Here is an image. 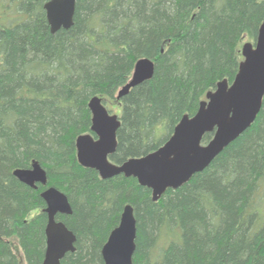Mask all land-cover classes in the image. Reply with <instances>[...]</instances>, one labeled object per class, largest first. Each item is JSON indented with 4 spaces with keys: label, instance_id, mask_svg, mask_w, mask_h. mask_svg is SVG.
Here are the masks:
<instances>
[{
    "label": "trees",
    "instance_id": "1",
    "mask_svg": "<svg viewBox=\"0 0 264 264\" xmlns=\"http://www.w3.org/2000/svg\"><path fill=\"white\" fill-rule=\"evenodd\" d=\"M47 1L0 0V264L44 260L46 187L12 174L32 162L72 209L55 218L76 237L60 264H104L126 205L136 220L133 264H264V98L248 130L157 202L133 178L102 180L80 166L75 146L95 138L88 103L98 97L121 122L112 163L157 150L217 83L233 82L264 0H80L72 28L55 34ZM140 59L154 63L152 79L118 100Z\"/></svg>",
    "mask_w": 264,
    "mask_h": 264
},
{
    "label": "water",
    "instance_id": "2",
    "mask_svg": "<svg viewBox=\"0 0 264 264\" xmlns=\"http://www.w3.org/2000/svg\"><path fill=\"white\" fill-rule=\"evenodd\" d=\"M80 0H48L44 5L51 34L69 30L74 25L76 3ZM240 54L242 61L233 82L223 80L205 100L193 117L183 116L169 139L157 150L118 165L110 161L117 150V131L121 122L110 114L98 97H93L91 132L76 140V158L80 166L95 170L102 180L116 176L135 179L140 187L151 191L157 202L167 190H177L203 172L229 145L248 130L258 117L264 98V20L254 43L245 42ZM154 63L149 59L136 62L130 81L118 91L117 99L152 79ZM212 134L207 144L203 137ZM13 176L31 189L46 187L40 197L45 203L43 213L48 222L45 228L46 249L42 264H60L69 253H74L76 237L56 216H70L72 209L67 197L58 190L47 188L45 170L32 162L29 169H17ZM136 220L133 208L126 205L119 224L102 247L104 264H133L136 251Z\"/></svg>",
    "mask_w": 264,
    "mask_h": 264
},
{
    "label": "rangeland",
    "instance_id": "3",
    "mask_svg": "<svg viewBox=\"0 0 264 264\" xmlns=\"http://www.w3.org/2000/svg\"><path fill=\"white\" fill-rule=\"evenodd\" d=\"M246 42V41H245ZM244 42V43H245ZM114 113H116V111H114ZM264 199L262 200V204L264 205ZM12 246H13V250L16 252V254L18 255V257L20 258V260L22 259V254H21V252H20V250H19V248H18V246H17V244H16V242L15 241H12Z\"/></svg>",
    "mask_w": 264,
    "mask_h": 264
},
{
    "label": "bare ground",
    "instance_id": "4",
    "mask_svg": "<svg viewBox=\"0 0 264 264\" xmlns=\"http://www.w3.org/2000/svg\"><path fill=\"white\" fill-rule=\"evenodd\" d=\"M134 70V69H133ZM133 73V72H132ZM132 77V76H131ZM205 100V99H204ZM103 104V103H102ZM104 105V104H103ZM106 108V107H105ZM108 111V110H107ZM110 114H114V115H116L115 113H110Z\"/></svg>",
    "mask_w": 264,
    "mask_h": 264
}]
</instances>
